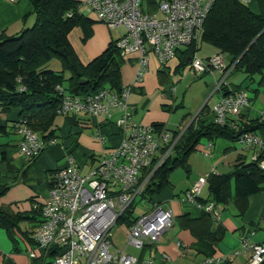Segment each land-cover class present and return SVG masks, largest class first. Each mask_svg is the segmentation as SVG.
<instances>
[{
    "label": "built area",
    "instance_id": "obj_1",
    "mask_svg": "<svg viewBox=\"0 0 264 264\" xmlns=\"http://www.w3.org/2000/svg\"><path fill=\"white\" fill-rule=\"evenodd\" d=\"M213 1L159 0L156 10L148 12L142 7L143 0H82L78 9L110 28L124 29L116 47L124 61L135 60L133 81L138 84L147 72L150 55L160 67L176 57L178 48L200 38ZM233 68L234 63L226 62L220 54L208 59L194 54L187 66L195 76L215 72L217 91L227 85ZM56 89L61 94L58 115L83 113L110 120L116 112L114 124L121 139L102 152L96 165L85 174L80 173L75 158L66 154L64 164L52 174V183L40 204L41 221L32 233L34 247L28 250L29 257L38 259L37 264H133L137 259L125 249L112 251L111 230L136 198L142 199L145 186L171 154L181 133L173 137L169 131L157 130L152 124L136 120L129 102L131 85H125L120 92L101 88L87 96L70 94L62 86ZM248 105L245 91L221 95L212 106L214 121L222 123L229 116H237ZM18 132L22 138L18 153L25 158H32L55 144L54 139L41 140L28 127H21ZM238 142L249 151V159L264 169V157L258 159L257 154L264 149V136L245 132ZM211 147L212 142H208L202 147V153L209 155ZM208 174L200 175L180 200L218 216L213 201L205 204L196 201ZM147 203L150 208L137 214L128 226L126 246L140 249L145 243H155L174 222L170 209L161 203ZM240 242L242 250L249 252L247 264H264V241L253 242L248 236H241ZM177 245L180 246L179 241ZM222 261L209 256L199 264ZM141 263L156 264L152 259Z\"/></svg>",
    "mask_w": 264,
    "mask_h": 264
},
{
    "label": "trees",
    "instance_id": "obj_2",
    "mask_svg": "<svg viewBox=\"0 0 264 264\" xmlns=\"http://www.w3.org/2000/svg\"><path fill=\"white\" fill-rule=\"evenodd\" d=\"M30 2L35 15L34 23L12 35H7L4 31L0 32V136H7L11 131L18 132L19 128L28 127L36 132L41 140L54 139L56 142V139L62 138L59 127L54 124L61 101V94L56 87L62 86L68 93L80 96L91 95L101 88L120 92L125 86L121 80V66L124 64V59L116 47V40L109 43L106 49L89 63L83 64L79 60L69 41L70 32L76 27L79 28L81 40L85 42L93 33L92 25L99 22L79 11L78 6L81 1L30 0ZM157 3L158 1L152 2L153 8L157 7ZM201 43L215 49V53L210 56L220 54L226 62L234 63L232 72L244 73V81L251 83L256 77L264 76V14L253 13L245 2L213 1L200 38L188 46L177 49L176 72L186 68L194 54L198 56ZM210 56L202 59H208ZM52 59L60 62L61 71L48 68V63ZM64 72L68 73L67 78L64 77ZM158 76L161 84L165 85L168 82L166 64L159 67ZM81 78H85L86 83H79ZM260 83L261 81L258 84ZM247 87L236 85L230 88L227 84L219 92L221 95L241 90L246 92ZM133 89L134 86L131 85V92ZM11 109L17 110L16 117L12 119L7 117ZM209 112L212 118H205L204 116ZM66 121L75 124V116H66ZM152 125L157 130L171 132L173 137L181 134L171 154L153 173L145 186L141 200L146 202H154L153 196L169 183V176L176 168L189 170L188 157L197 149L202 139L209 142L216 138L238 141L240 135L245 132L264 136V116L245 120L240 113L237 116L227 117L222 123H217L214 121L212 108L209 109L207 104L203 105L187 125L177 130H168L164 123H152ZM21 140L22 138L15 145L17 149ZM10 146L9 142H0V163L5 167L4 178L0 179V196L16 179V176L8 178L7 173L17 175L19 173L9 158ZM72 152L69 153L72 155ZM257 154L258 159L264 157V149L258 150ZM38 155L26 158V166ZM24 173L25 170L22 176ZM51 183L50 178L49 186ZM206 184L210 201H213L215 209L217 205L226 207L231 205L236 216L242 217L248 208L249 196L264 191V169L248 158L246 163L241 161L235 164L230 173L209 172ZM196 201L201 204L208 202L200 196ZM40 208V205H36L31 211L14 212L10 206H0V228L5 230L14 251H19L17 234L34 247L32 233L41 221ZM201 211L197 220L185 212L179 216V222L182 227L193 228V224L197 223L194 221H198L203 228L197 237L215 245L225 234L222 225L213 226L219 218V213L215 216L204 210ZM136 217L134 205H131L118 222L130 226ZM25 221L30 225L28 229L22 231L20 223ZM37 263L38 259H31V264ZM4 264L15 263L5 258Z\"/></svg>",
    "mask_w": 264,
    "mask_h": 264
},
{
    "label": "crops",
    "instance_id": "obj_3",
    "mask_svg": "<svg viewBox=\"0 0 264 264\" xmlns=\"http://www.w3.org/2000/svg\"><path fill=\"white\" fill-rule=\"evenodd\" d=\"M156 1L159 0H143V9L145 11H155L156 8H153L152 2ZM245 4L253 13L264 14V0H248ZM34 20L35 15L30 0H0V32L4 31L7 35L18 33L23 28L30 27L34 23ZM112 31L113 29L108 28L106 25L95 22L92 25L93 33L85 42L81 40V30L77 27L70 32L69 41L79 60L83 64H87L100 55L109 43L116 41L123 33L120 32L119 35L113 36ZM213 53H215V49L211 48L206 55L199 56L198 54V56L200 58H207ZM177 65L178 59L176 57L166 64L169 82L170 78L181 77L180 74L182 72H184L183 74L189 72L187 68L182 69V72H176ZM48 68L55 71L62 70L60 62L56 59H52L48 63ZM158 69L159 66L156 58L150 55L148 69L142 82L134 84L132 79L133 62L131 64H123L121 66L122 84L134 86L133 91L129 95V102L133 117L136 120L144 124L164 123L168 130H177L182 128L183 125H187L199 111L192 118L191 116H187V114L184 115L181 118V123L175 127L174 123L176 119L170 115L166 116L164 114L165 109L160 107V104H170L161 103L162 100L157 95L160 89L165 86L159 81ZM238 73L241 74H235L230 78L228 77L227 84L230 88L236 85L248 86L246 92L250 100L249 105L242 110L243 119L250 120L264 116V76L256 77L255 81L248 83L244 81L245 74L240 71ZM209 75L214 83L217 74L209 73ZM179 79L176 78L175 81H171V84L167 82L166 86L169 88L172 87V83L177 82ZM260 81L261 83L258 84ZM171 89L175 91L174 87ZM215 94L217 96L212 104L209 105V109L221 97V93L214 87L210 97ZM16 113L17 110L11 109L7 117L11 119L15 118ZM73 116L76 119L75 124L67 123L66 117H63L64 121L61 123L62 126H59L62 134L61 144L46 148L33 161L35 164L39 163L45 167L44 170H47L46 183L43 186L35 185L34 180L37 174L26 178L28 176V169L26 168L31 163L26 166L27 160L24 156L18 155L20 159L19 163L9 156L19 173L18 175L16 173H9L10 176L8 178L16 176V179L12 182L9 189L0 196V206H10L14 212H25L31 211L36 205H40L47 195L53 171L58 168L56 161L63 158L65 148H73V157L80 170L87 163L94 166L93 163L98 162L102 152L119 143L121 139L120 132L114 124V117L117 114H114L110 120H107L105 116L86 115L83 118L78 117V115ZM204 117L212 118V114L209 112ZM78 128H82V130ZM86 128H92L95 130V133H92L91 137L84 135L83 130ZM208 142L205 139L200 141L197 147L199 152ZM192 155L191 153L188 157L189 170L185 171L187 174L186 178L172 183L169 176V183L159 193L153 196L154 202L161 203L164 207L172 211L174 218L172 226L162 234L157 242L145 243L140 249L133 248V251L129 253L137 259L133 264H142L141 262L146 259H152L156 264H199L209 256L222 258L223 261L220 264H247L246 262L249 256L247 251L242 250L240 254L234 253L240 243V237L245 235L248 236L249 241H264V191L249 196L248 208L242 217H237L235 210L230 207L222 205L216 206L219 218L213 226L222 225L225 228V234L222 240L215 245L206 239H199L197 237L201 234L200 231L203 228L198 221L193 220L197 222L193 224V228L181 226L179 216L183 213L187 212L191 218L197 220L196 218L202 212L200 208L182 202L180 200L182 194L190 189L200 175L209 172H214L215 174L230 173L234 169V165L238 162L242 161L246 163L249 158V151L241 144H237L236 141L216 138L212 141L209 155H205L202 151L200 154ZM23 170H25V173L22 176ZM200 198L210 201L207 184L202 188ZM251 233L253 234L251 235ZM16 238L18 240L17 246L20 240L23 241V248L26 252L33 248L31 243L22 239L19 234H17ZM178 241L180 242V246L177 245ZM18 248L19 251L22 250L19 246ZM12 251L13 245L10 239L0 230V264H4L5 258H9L15 264H20ZM238 256L240 258H236Z\"/></svg>",
    "mask_w": 264,
    "mask_h": 264
},
{
    "label": "rangeland",
    "instance_id": "obj_4",
    "mask_svg": "<svg viewBox=\"0 0 264 264\" xmlns=\"http://www.w3.org/2000/svg\"><path fill=\"white\" fill-rule=\"evenodd\" d=\"M102 24H104V23H102ZM104 25H106V24H104ZM108 28H110V27H108ZM110 29H113V31H112L113 36L119 35L120 32L121 33L124 32V29L122 27L110 28ZM211 48L213 49V47H211L210 45L205 44V43H203V44L201 43L200 44V50L198 53L199 56L206 55V53H208V51L211 50ZM132 62H133V78H134L135 63H136L135 60L134 59H126L124 61V64H131ZM238 72H234L232 75L229 76V78L235 74L236 75L241 74ZM183 73L184 72H182V74H180L181 77L170 78L169 79L170 82L175 81L176 78H180V79L177 82L172 83V85H171L172 87H170V88L166 86V84H167L166 83L164 86L165 88L162 87L157 94L158 97L162 100L161 103L164 102V103L170 104V105H168V104L161 105L160 104V107L165 109L164 114L166 116L170 115V116H173L174 119H176V122H175L176 124L174 123L175 127H177V125H179L181 123L180 122L181 118L184 115L187 114V116H191V118H192L202 108V106L205 103H207L208 106L210 104H212V102L214 101V99L217 96V94H215L212 97H210V94H211L213 88L215 87V81L213 83V80L210 77L209 72H207L206 74H203V76H200V77L195 76L190 71L187 74H183ZM213 74H216V73L213 72ZM64 77L65 78L68 77L67 72H64ZM170 82H169V84H171ZM173 87L175 88V91H173L171 89ZM114 114H116V112H114ZM86 115H83V113H80V114H78V117L83 118ZM63 121H64V118L62 116L58 115L55 118L54 124L57 125L58 127L59 126L61 127L62 126L61 123ZM59 124H61V125H59ZM78 129L82 130V128H78ZM60 133H61V130H60ZM92 133L93 134L95 133V130H93L92 128H88V129L86 128L83 130V134L87 135L88 137H91ZM20 139H21V135L18 132H14V131L13 132L11 131V133L7 136H0V142H9L10 143L11 146L8 148V154L17 163H19V161H20V159L18 158V155L20 156V154L18 153V149L15 145L17 144V142ZM61 140H62V138L56 139L55 144L52 146H48L47 148H50L53 146H59L61 144V142H60ZM236 142H237V144L239 143L238 141H236ZM65 149L66 150L64 152L65 154H64L63 158L56 161L58 168L64 164L63 162H64V159L66 157V154H68L70 151L73 150L72 147L65 148ZM200 152L197 148V150L192 152V154H193L192 156H194L195 154H200ZM72 155H73V153H72ZM96 163L97 162H94L93 165L95 166ZM90 166H91V164H88V163L86 165H84V167L82 169H80V173L85 174L86 172H88V170L92 167V166L91 167ZM28 167L26 168V169H28V172H27L28 176H26V178L27 177L29 178L31 176H35V174H37V176H35V180H34L35 185L43 186L46 183V171L47 170H44L45 167L41 166L39 163L35 164L34 162H32ZM4 169H5L4 165L0 163V179L4 178L3 177ZM47 175H48V173H47ZM8 176H10L9 173L7 174V177ZM186 176H187V174H186L185 170L181 167H178L174 171H172V173L170 175V180L172 183H176L179 180L185 179ZM133 205H134V214L135 215H137V214L145 211L146 209L150 208L149 203H147L145 200H141V199L139 200L138 197L136 198ZM229 207L232 208L233 206L231 207V205H230ZM165 208H167V207H165ZM29 225L30 224L27 221L21 222L20 223V229L22 231H24V230L28 229ZM0 230L7 237L4 229L0 228ZM127 232H128V226L124 222H118L117 224H115V226L111 230V241H112V248L111 249H112V251H113V248L125 249V252L127 254H129L133 251L134 247L126 246V234H127ZM3 246H4V243H3ZM18 246L22 249L21 251H14V250L12 251V253L17 257L18 262L20 264H31V258L29 257L28 252H26V250L23 248L24 243L22 240L19 241ZM235 251H238V254L242 253L241 242L239 243V245ZM247 253H249V252H247ZM240 256H238L236 258H240ZM247 261H248V258H247Z\"/></svg>",
    "mask_w": 264,
    "mask_h": 264
},
{
    "label": "water",
    "instance_id": "obj_5",
    "mask_svg": "<svg viewBox=\"0 0 264 264\" xmlns=\"http://www.w3.org/2000/svg\"><path fill=\"white\" fill-rule=\"evenodd\" d=\"M86 79L85 78H81L80 80H79V83H81V84H84V83H86Z\"/></svg>",
    "mask_w": 264,
    "mask_h": 264
}]
</instances>
